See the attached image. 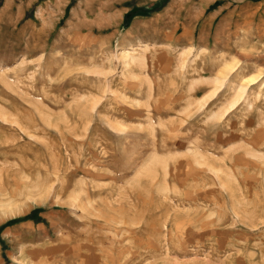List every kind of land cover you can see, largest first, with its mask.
I'll list each match as a JSON object with an SVG mask.
<instances>
[{
    "label": "rangeland",
    "instance_id": "1",
    "mask_svg": "<svg viewBox=\"0 0 264 264\" xmlns=\"http://www.w3.org/2000/svg\"><path fill=\"white\" fill-rule=\"evenodd\" d=\"M0 264H264V0H0Z\"/></svg>",
    "mask_w": 264,
    "mask_h": 264
}]
</instances>
